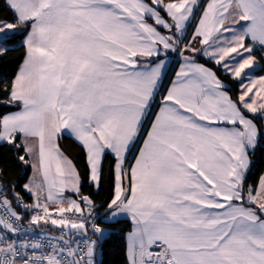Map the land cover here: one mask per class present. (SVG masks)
<instances>
[{"label": "snow or ice", "instance_id": "6c2138e0", "mask_svg": "<svg viewBox=\"0 0 264 264\" xmlns=\"http://www.w3.org/2000/svg\"><path fill=\"white\" fill-rule=\"evenodd\" d=\"M2 6L0 264H102L120 218L127 264H264V0Z\"/></svg>", "mask_w": 264, "mask_h": 264}, {"label": "trees", "instance_id": "16d2710c", "mask_svg": "<svg viewBox=\"0 0 264 264\" xmlns=\"http://www.w3.org/2000/svg\"><path fill=\"white\" fill-rule=\"evenodd\" d=\"M3 0H0V17L7 14V10L3 8ZM22 59V52H12L3 60H0V78H10L15 74ZM62 149L65 153L73 159L77 164L81 173H85V162L82 150L70 138L65 136L60 141ZM0 166H5L7 173L4 181L7 183L18 182L22 185L26 182L30 168H21L17 165L12 157V154L4 149H0ZM107 167V165H106ZM264 172V149H259L256 155V164L250 174L249 183H255L259 175ZM19 191V187L17 188ZM83 190L85 192H94L95 190L88 187L87 183L84 184ZM108 187L105 185L101 188L99 195L95 197L97 203L105 198L108 194ZM109 232L105 233L102 241V264H127L125 248L126 236L131 228L130 222L125 218H120L118 223L113 222L107 224Z\"/></svg>", "mask_w": 264, "mask_h": 264}, {"label": "rangeland", "instance_id": "374dc122", "mask_svg": "<svg viewBox=\"0 0 264 264\" xmlns=\"http://www.w3.org/2000/svg\"><path fill=\"white\" fill-rule=\"evenodd\" d=\"M31 175V169H30V172H29V176ZM27 181V180H26Z\"/></svg>", "mask_w": 264, "mask_h": 264}, {"label": "crops", "instance_id": "0c3cea01", "mask_svg": "<svg viewBox=\"0 0 264 264\" xmlns=\"http://www.w3.org/2000/svg\"><path fill=\"white\" fill-rule=\"evenodd\" d=\"M175 66V65H174ZM259 74V73H258ZM264 173V172H263ZM130 231V230H129Z\"/></svg>", "mask_w": 264, "mask_h": 264}]
</instances>
